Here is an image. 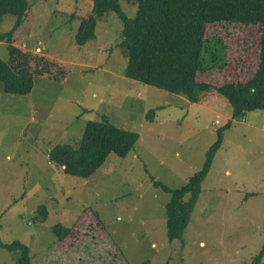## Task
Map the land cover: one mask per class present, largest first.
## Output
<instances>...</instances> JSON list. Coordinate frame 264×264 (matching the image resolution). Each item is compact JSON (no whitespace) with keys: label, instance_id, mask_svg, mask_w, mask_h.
I'll use <instances>...</instances> for the list:
<instances>
[{"label":"rangeland","instance_id":"rangeland-1","mask_svg":"<svg viewBox=\"0 0 264 264\" xmlns=\"http://www.w3.org/2000/svg\"><path fill=\"white\" fill-rule=\"evenodd\" d=\"M29 3L13 39L22 55L11 57L9 42L0 41V59L33 79L24 94L6 92L0 81V264H19V251L1 245L15 240L29 245L32 264H253L264 245V110L233 118L216 89L191 102L126 77L127 57L118 46L123 22L115 12L98 21L94 39L76 43L92 0ZM120 5L136 15L137 4ZM15 20L6 14L0 33ZM206 36L226 44L228 59L200 80L221 85L254 75L259 25L210 23ZM34 53L53 64H39ZM102 117L139 134L126 156L111 153L90 178L51 162L54 146L77 148L86 124ZM229 121L183 240L170 241L171 194L155 181L185 185ZM41 205L45 219L38 218ZM57 223L68 231L62 240L52 230Z\"/></svg>","mask_w":264,"mask_h":264},{"label":"trees","instance_id":"trees-1","mask_svg":"<svg viewBox=\"0 0 264 264\" xmlns=\"http://www.w3.org/2000/svg\"><path fill=\"white\" fill-rule=\"evenodd\" d=\"M137 4L134 17H129L120 0H92L91 13L78 27L75 40L82 46L95 38L98 21L109 12H115L123 22L118 46L127 57L125 76L139 82L184 95L191 102H199L216 89L225 96L232 108V117L244 116L249 111L264 110V0H127ZM29 0H0V23L6 14L16 17L14 26L0 33V41L9 42L11 57L21 56V49L13 44L17 27L25 20ZM256 24L261 27L260 60L254 75L247 81L227 82L215 85L210 80H200L201 74L216 72L227 64V46L219 38L206 36L210 23ZM29 54L26 56V58ZM38 63L50 62L34 53ZM52 63V62H50ZM53 64V63H52ZM18 69V65H15ZM43 72H49L45 68ZM42 74V72H40ZM0 81L9 93L24 94L33 88V79L19 74L7 61L0 59ZM151 113L153 110L150 111ZM149 113V114H151ZM148 114V116H149ZM232 125L229 121L219 127L216 141L207 151L203 167L180 188H169L155 181V185L171 194L166 204L167 237L170 241L183 240L184 231L201 193V185L210 171L213 159L222 146L224 133ZM139 140L136 131L124 129L108 121L91 120L86 124L77 148L70 144L54 146L49 159L63 167L67 174L90 178L105 163L111 153L126 156ZM38 218H46L45 205L38 207ZM57 238L68 233L61 223L53 226ZM8 250L19 251V264H32L28 244L15 240L2 243ZM262 250L253 258L260 264ZM138 264H150L148 260Z\"/></svg>","mask_w":264,"mask_h":264},{"label":"built area","instance_id":"built-area-1","mask_svg":"<svg viewBox=\"0 0 264 264\" xmlns=\"http://www.w3.org/2000/svg\"><path fill=\"white\" fill-rule=\"evenodd\" d=\"M215 123L218 124V123H220V121L219 120H216Z\"/></svg>","mask_w":264,"mask_h":264},{"label":"water","instance_id":"water-1","mask_svg":"<svg viewBox=\"0 0 264 264\" xmlns=\"http://www.w3.org/2000/svg\"><path fill=\"white\" fill-rule=\"evenodd\" d=\"M63 168H64V166H63Z\"/></svg>","mask_w":264,"mask_h":264}]
</instances>
